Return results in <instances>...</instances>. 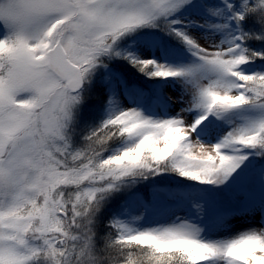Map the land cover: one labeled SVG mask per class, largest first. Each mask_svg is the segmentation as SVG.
<instances>
[{
  "label": "snow or ice",
  "instance_id": "obj_1",
  "mask_svg": "<svg viewBox=\"0 0 264 264\" xmlns=\"http://www.w3.org/2000/svg\"><path fill=\"white\" fill-rule=\"evenodd\" d=\"M0 264H264V0H0Z\"/></svg>",
  "mask_w": 264,
  "mask_h": 264
}]
</instances>
